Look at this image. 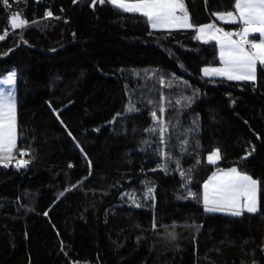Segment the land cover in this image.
Returning <instances> with one entry per match:
<instances>
[{
  "label": "trees",
  "instance_id": "trees-1",
  "mask_svg": "<svg viewBox=\"0 0 264 264\" xmlns=\"http://www.w3.org/2000/svg\"><path fill=\"white\" fill-rule=\"evenodd\" d=\"M185 4L194 26L240 28L214 15L234 0ZM0 35L13 156L30 159L0 166V264H264V66L206 78L215 41L108 1L0 0ZM231 168L259 182L257 214L205 211L204 184Z\"/></svg>",
  "mask_w": 264,
  "mask_h": 264
},
{
  "label": "snow or ice",
  "instance_id": "snow-or-ice-1",
  "mask_svg": "<svg viewBox=\"0 0 264 264\" xmlns=\"http://www.w3.org/2000/svg\"><path fill=\"white\" fill-rule=\"evenodd\" d=\"M101 4L106 0H99ZM125 13L140 14L153 29L196 28L197 39L207 43L215 41L219 46V59L222 67L203 69L205 76H222L228 80L255 81L258 65L264 66V0H234L235 11L214 14L218 20L238 23L239 31L228 32L214 23L194 26L184 0H108ZM7 3V0H5ZM51 16V13H48ZM27 23L12 14L11 26L23 27ZM259 34L258 42L250 40L251 34ZM237 37V39H233ZM4 36L0 35V39ZM15 73L9 74L6 83L14 84ZM163 111V109H161ZM153 116L156 113L153 112ZM17 143L16 107L11 93L7 98L0 93V166L8 167L13 161ZM26 153L20 152V155ZM220 159L216 149L208 156L209 163ZM28 161L17 162L18 167ZM259 182L252 176L232 168L229 171L213 174L204 184L203 204L207 212H228L240 216L243 211L255 213L258 210ZM151 192V189H149ZM139 207V205H137Z\"/></svg>",
  "mask_w": 264,
  "mask_h": 264
},
{
  "label": "crops",
  "instance_id": "crops-1",
  "mask_svg": "<svg viewBox=\"0 0 264 264\" xmlns=\"http://www.w3.org/2000/svg\"><path fill=\"white\" fill-rule=\"evenodd\" d=\"M106 1H108V0H106ZM110 3V2H109ZM184 3H185V0H184ZM186 5V4H185ZM187 9V8H186ZM191 22V21H190ZM217 22L219 23V25H226V24H230V25H239L238 23H229V22H224V21H221V20H218L217 19ZM215 24V23H214ZM206 25V24H205ZM216 26H217V24H215ZM217 27H220V26H217ZM222 28V27H221ZM173 29H183V28H173ZM173 29H164V30H173ZM185 29V28H184ZM222 29H224V30H226L225 28H222ZM240 29V28H239ZM239 29H237V30H235V31H230V30H226V31H228V32H236V31H239ZM258 38H259V34L258 33H256V34H251L250 36H249V39L250 40H256L257 42H258ZM233 39H237V37H233ZM200 40V39H199ZM201 42H203L202 40H200ZM209 42H213V41H209ZM205 43V42H204ZM208 43V42H207ZM260 65H258V67H259ZM220 67H222V65H221V63H220V65H218V66H211V67H205V68H220ZM258 67H257V70H256V79H257V71H258ZM204 68V69H205ZM203 76L204 77H206V78H217V79H226L225 77H222V76H214V75H210V76H205L204 75V72H203ZM256 79H255V81H256ZM226 80H228V79H226ZM233 81H244V80H233ZM246 82H254V81H246ZM220 160H221V156H220V159L219 160H217L215 163H210V164H217V163H219L220 162ZM232 169V168H231ZM237 169V168H236ZM230 169H226V170H223V171H218V172H216V173H214V174H218V173H221V172H226V171H229ZM238 170V169H237ZM213 176V175H212ZM211 176V177H212ZM211 177L208 179V181L211 179ZM207 181V182H208ZM206 182V183H207ZM258 211H259V191H258V210H257V212H255V213H249V212H247V211H243L242 212V214L240 215V216H242L243 214H245V213H248V214H257L258 213ZM220 213H224V214H229L228 212H223V211H221Z\"/></svg>",
  "mask_w": 264,
  "mask_h": 264
},
{
  "label": "rangeland",
  "instance_id": "rangeland-1",
  "mask_svg": "<svg viewBox=\"0 0 264 264\" xmlns=\"http://www.w3.org/2000/svg\"><path fill=\"white\" fill-rule=\"evenodd\" d=\"M13 72L15 73L14 84L8 85L6 83L7 78L9 76V74H11ZM16 88H17V72H16V70H13L10 73L6 74L5 76L0 77V93H3L5 98H7L8 94L11 93L12 102L15 103V107H16V122H17V95H16ZM76 264H78V263H76Z\"/></svg>",
  "mask_w": 264,
  "mask_h": 264
},
{
  "label": "built area",
  "instance_id": "built-area-1",
  "mask_svg": "<svg viewBox=\"0 0 264 264\" xmlns=\"http://www.w3.org/2000/svg\"><path fill=\"white\" fill-rule=\"evenodd\" d=\"M224 30V29H223ZM224 31H226V30H224ZM21 160H26V161H28V163H30V159H28V158H26V157H16V158H14L13 159V161L9 164V166H11L12 164H15V165H17V162L18 161H21ZM27 163V164H28ZM18 167V166H17ZM20 168V167H19Z\"/></svg>",
  "mask_w": 264,
  "mask_h": 264
}]
</instances>
